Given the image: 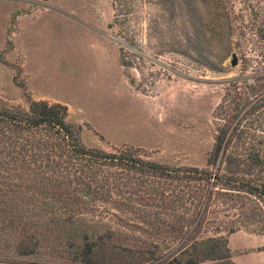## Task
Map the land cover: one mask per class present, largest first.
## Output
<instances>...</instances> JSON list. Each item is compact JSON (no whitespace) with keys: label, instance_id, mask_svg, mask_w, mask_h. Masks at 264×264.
<instances>
[{"label":"rangeland","instance_id":"rangeland-1","mask_svg":"<svg viewBox=\"0 0 264 264\" xmlns=\"http://www.w3.org/2000/svg\"><path fill=\"white\" fill-rule=\"evenodd\" d=\"M255 25L264 26V0H0V106L61 102L88 147L133 146L169 166L205 167L227 87L260 73ZM248 207L218 227H239L228 234L234 264H264V234L244 220ZM85 222L113 230L114 244L156 239L153 224L131 215ZM78 226L38 236L29 256L1 233L0 264H81Z\"/></svg>","mask_w":264,"mask_h":264},{"label":"trees","instance_id":"trees-1","mask_svg":"<svg viewBox=\"0 0 264 264\" xmlns=\"http://www.w3.org/2000/svg\"><path fill=\"white\" fill-rule=\"evenodd\" d=\"M253 30L260 73L227 87L205 167L169 166L133 146L88 147L61 102L0 106V234L14 237L13 253L34 254L40 236L76 222L81 264H234L228 234L239 227L222 234L220 218L248 203L244 220L264 234V26ZM123 214L153 224L156 239L144 248L114 244L113 230L85 222ZM210 224L213 233L200 235Z\"/></svg>","mask_w":264,"mask_h":264},{"label":"water","instance_id":"water-1","mask_svg":"<svg viewBox=\"0 0 264 264\" xmlns=\"http://www.w3.org/2000/svg\"><path fill=\"white\" fill-rule=\"evenodd\" d=\"M232 63L234 64L235 63V60H232Z\"/></svg>","mask_w":264,"mask_h":264}]
</instances>
